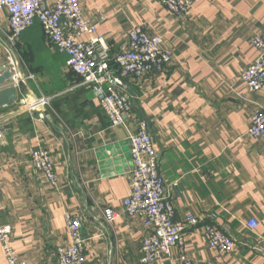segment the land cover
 Here are the masks:
<instances>
[{
    "label": "crops",
    "instance_id": "1",
    "mask_svg": "<svg viewBox=\"0 0 264 264\" xmlns=\"http://www.w3.org/2000/svg\"><path fill=\"white\" fill-rule=\"evenodd\" d=\"M85 18L99 24L114 59L140 27L163 38L173 57L164 72L127 80L130 111L113 127L96 92L66 66L43 31L17 41L24 58L18 99L0 108V226L13 228V246L26 264H59L69 243L65 216L83 223L87 264H142L149 234L126 215L131 192L130 137L147 123L159 173L175 209L199 225L186 229L184 252L195 264H264V141L251 138L252 118L264 109V91L251 94L242 81L264 39V0H192L191 16L177 19L154 0H80ZM0 69L10 46L6 13L0 14ZM61 55V56H60ZM32 77L31 79L29 77ZM47 97L50 106L27 112L20 100ZM50 153L58 178L51 188L31 155ZM117 213L113 227L102 211ZM237 241L232 253L211 249L203 228L212 224ZM258 223L252 231L247 224ZM180 251H173L176 260ZM0 264H8L0 245ZM155 264H178L164 259Z\"/></svg>",
    "mask_w": 264,
    "mask_h": 264
},
{
    "label": "built area",
    "instance_id": "2",
    "mask_svg": "<svg viewBox=\"0 0 264 264\" xmlns=\"http://www.w3.org/2000/svg\"><path fill=\"white\" fill-rule=\"evenodd\" d=\"M177 19L191 16L192 0H154ZM6 13L10 46L4 47V70L13 75L14 84L19 85L20 68L25 65L16 45L27 30L39 24L46 40L61 55L67 56V68L82 79L83 85L90 86L97 94L100 107L113 127H124L130 111L127 95V80L142 81L152 74L168 69L173 62L172 54L164 49L163 38L150 35L140 27H134L129 34L126 51L110 57L105 38L99 35V24L88 21L83 13L80 0H0V14ZM1 30V28H0ZM2 36L0 35V42ZM257 52L254 63L243 73L242 81L251 94L264 91V39L257 36L251 42ZM32 78L31 76L29 77ZM47 97L20 100L27 112L43 111L50 106ZM251 138L264 141V109L255 112L248 131ZM2 136H0L1 138ZM131 145V192L123 202L126 215L138 219L149 230L142 245V264H155L170 259L178 264H195L185 254L184 235L189 227H196L199 221L192 215L185 223L175 222V209L166 195L165 185L159 173L156 147L149 134L148 125L140 123L138 131L130 137ZM32 165L56 189L58 178L51 155L46 150H37L31 155ZM104 220L114 226L117 213L112 209L102 211ZM69 243L57 249L59 264H87L83 223L72 215L65 216ZM203 228L208 245L221 253H232L237 241L215 226L216 217ZM247 227L254 231L258 227L251 220ZM13 228L0 226V245L8 264H26L13 246ZM180 251L176 260L173 251Z\"/></svg>",
    "mask_w": 264,
    "mask_h": 264
},
{
    "label": "water",
    "instance_id": "3",
    "mask_svg": "<svg viewBox=\"0 0 264 264\" xmlns=\"http://www.w3.org/2000/svg\"><path fill=\"white\" fill-rule=\"evenodd\" d=\"M13 80L9 70L0 69V108L15 105L18 99V92L15 87L4 88L5 82Z\"/></svg>",
    "mask_w": 264,
    "mask_h": 264
},
{
    "label": "rangeland",
    "instance_id": "4",
    "mask_svg": "<svg viewBox=\"0 0 264 264\" xmlns=\"http://www.w3.org/2000/svg\"><path fill=\"white\" fill-rule=\"evenodd\" d=\"M38 26L40 27V25L38 24ZM32 31H38L37 29H29V30H27L26 32H25V35L23 36V38H22V40L23 41H27L28 40V38H30L29 36H30V34L32 33ZM61 56V55H60ZM61 57H63V58H67V56H65V55H62Z\"/></svg>",
    "mask_w": 264,
    "mask_h": 264
},
{
    "label": "trees",
    "instance_id": "5",
    "mask_svg": "<svg viewBox=\"0 0 264 264\" xmlns=\"http://www.w3.org/2000/svg\"><path fill=\"white\" fill-rule=\"evenodd\" d=\"M37 29L38 31H33V32H35L36 34H38L39 33V31H42V29H41V27H39L38 26V24H36L33 28H31V29Z\"/></svg>",
    "mask_w": 264,
    "mask_h": 264
}]
</instances>
